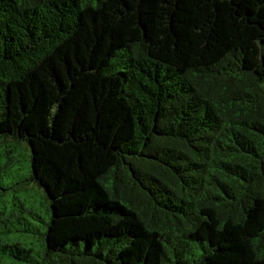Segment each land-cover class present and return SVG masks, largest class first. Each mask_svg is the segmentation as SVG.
Here are the masks:
<instances>
[{"label": "trees", "instance_id": "1", "mask_svg": "<svg viewBox=\"0 0 264 264\" xmlns=\"http://www.w3.org/2000/svg\"><path fill=\"white\" fill-rule=\"evenodd\" d=\"M0 264H264V0H0Z\"/></svg>", "mask_w": 264, "mask_h": 264}]
</instances>
